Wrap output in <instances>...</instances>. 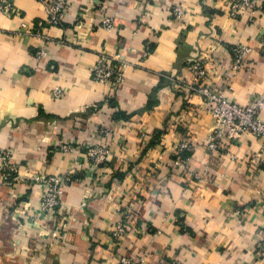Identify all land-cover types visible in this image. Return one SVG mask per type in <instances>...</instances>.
<instances>
[{"label": "crops", "instance_id": "crops-1", "mask_svg": "<svg viewBox=\"0 0 264 264\" xmlns=\"http://www.w3.org/2000/svg\"><path fill=\"white\" fill-rule=\"evenodd\" d=\"M239 1L68 0L63 26L46 30L42 60L40 37L27 32L43 22L41 4L12 0L20 16L0 13V150L19 166L10 185L0 175V264H116L144 251L146 264H264V143L248 136L212 155L199 145L189 163L199 179L170 171L178 138L200 144L213 124L187 88L189 64L203 61L232 102L264 94V0L233 16ZM101 16L113 18L112 31ZM238 44L250 53L224 87ZM117 51L131 64L125 83L94 82L99 54ZM102 126H112L110 138L97 133ZM104 144L110 154L93 170L86 151ZM50 175L65 180L60 206L39 216L33 178Z\"/></svg>", "mask_w": 264, "mask_h": 264}, {"label": "built area", "instance_id": "built-area-1", "mask_svg": "<svg viewBox=\"0 0 264 264\" xmlns=\"http://www.w3.org/2000/svg\"><path fill=\"white\" fill-rule=\"evenodd\" d=\"M44 12L43 22L27 31L40 37L41 45L35 51L37 60L47 57L46 46L51 43V37L46 32L49 27H62L65 20L68 0H37ZM94 7H99V0H96ZM255 7V0H240L232 4L231 15H237ZM0 13L8 16H20L14 8L12 0H0ZM171 15L176 20L184 17V10L179 7H173ZM102 29L112 31L113 18L101 16ZM25 27V25H23ZM261 44L264 46V34L261 38ZM146 51L145 55H147ZM232 61L230 69L224 76V87H229L232 80L235 79L241 71L246 58L250 53V48L246 44L235 45L232 50ZM131 64L122 56L121 52L113 55L105 53L99 54L94 65L90 68L91 78L94 82L118 88L125 83V71ZM187 72L190 76V82L187 88L191 94H196L201 98L203 107L212 116L213 124L209 135L195 144L189 134H183L177 140L172 148V159L170 161V171L178 173L192 179H199L198 174L189 170V163L193 156L196 146L202 145L207 154H214L216 151L226 146L236 144L241 138L252 137L264 143V117L260 114L264 110V94L255 96L245 105H240L226 98L223 89H216L209 76L210 71L201 60H196L187 66ZM176 81V80H175ZM63 96V90L55 87L52 90L51 97L60 99ZM101 136L108 139L113 134L112 126H102L98 132ZM63 151L69 150V145L62 147ZM111 151L110 144L94 145L88 147L86 151L87 160L90 167L95 170L109 156ZM11 152L9 150H0V175L5 184H12L16 179L19 166L11 162ZM252 159L256 163L262 162L261 158L253 155ZM34 184L38 186L40 194L35 205L36 214L39 216H50L55 213L59 206L63 194V176H36L33 178ZM235 217H242L238 209L233 210ZM125 223L120 221L111 231V238L114 245L119 246L125 233ZM263 253L264 248L260 249ZM261 253L258 257H262ZM116 264H146V252L141 254L124 253L117 257Z\"/></svg>", "mask_w": 264, "mask_h": 264}, {"label": "trees", "instance_id": "trees-1", "mask_svg": "<svg viewBox=\"0 0 264 264\" xmlns=\"http://www.w3.org/2000/svg\"><path fill=\"white\" fill-rule=\"evenodd\" d=\"M173 157H171V159H172Z\"/></svg>", "mask_w": 264, "mask_h": 264}]
</instances>
